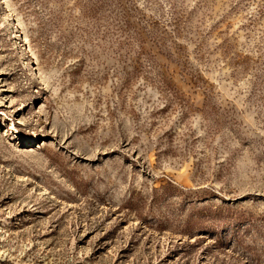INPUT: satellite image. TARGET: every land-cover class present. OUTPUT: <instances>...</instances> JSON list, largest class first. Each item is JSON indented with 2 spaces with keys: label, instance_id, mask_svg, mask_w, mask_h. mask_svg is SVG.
I'll use <instances>...</instances> for the list:
<instances>
[{
  "label": "rangeland",
  "instance_id": "1",
  "mask_svg": "<svg viewBox=\"0 0 264 264\" xmlns=\"http://www.w3.org/2000/svg\"><path fill=\"white\" fill-rule=\"evenodd\" d=\"M0 264H264V0H0Z\"/></svg>",
  "mask_w": 264,
  "mask_h": 264
}]
</instances>
